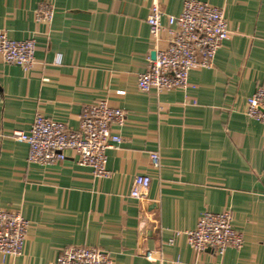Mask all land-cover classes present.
Returning a JSON list of instances; mask_svg holds the SVG:
<instances>
[{
  "label": "crops",
  "instance_id": "1",
  "mask_svg": "<svg viewBox=\"0 0 264 264\" xmlns=\"http://www.w3.org/2000/svg\"><path fill=\"white\" fill-rule=\"evenodd\" d=\"M185 1L159 0L174 16ZM198 1L222 8L233 33L213 67L190 72L192 88L157 93L137 86L154 50L152 0H0V31L36 41L31 72L0 55V208L30 223L23 254H0V264H56L67 247L102 249L114 264H157L146 251L164 264H264V125L244 114L264 85V0ZM100 100L127 113L121 144L107 151V179L72 151L56 164L29 163L28 144L10 136L29 131L37 113L78 130L85 107ZM140 174L152 181L134 198ZM226 209L241 248L195 252L184 235L170 243L204 211Z\"/></svg>",
  "mask_w": 264,
  "mask_h": 264
},
{
  "label": "built area",
  "instance_id": "2",
  "mask_svg": "<svg viewBox=\"0 0 264 264\" xmlns=\"http://www.w3.org/2000/svg\"><path fill=\"white\" fill-rule=\"evenodd\" d=\"M53 14L50 6L41 7V19L51 22ZM165 16L167 25L162 22ZM147 22L156 58L153 60L148 55L146 70L138 77L137 86L143 92L188 91L193 86L189 81L190 72L213 67L217 52L233 33L222 8L198 0H186L178 16L166 15L159 0H152ZM164 34L168 36L166 46L162 45ZM35 51L34 38L17 41L11 39L7 31H0V55L5 63L19 65L26 73L31 72L36 63ZM244 114L264 125V85L248 97ZM126 123L124 109L100 100L85 107L78 130L37 113L29 131L15 130L10 136L28 144L29 163L56 164L64 161L67 152L72 151L77 155L79 165L90 167L96 178L107 179L111 176L107 169V151L121 144L119 129ZM150 159L154 167H160L158 153H151ZM151 181L149 174L137 175L131 195L144 197ZM29 227V221L21 212L0 208V254H23ZM182 235L195 252L211 248L224 255L228 248H241L244 244L242 233L233 226L229 209L221 213L204 211L195 229L176 230L170 243ZM144 256L149 261L164 264L152 251H146ZM56 264H114V261L110 253L99 248L67 247Z\"/></svg>",
  "mask_w": 264,
  "mask_h": 264
},
{
  "label": "water",
  "instance_id": "3",
  "mask_svg": "<svg viewBox=\"0 0 264 264\" xmlns=\"http://www.w3.org/2000/svg\"><path fill=\"white\" fill-rule=\"evenodd\" d=\"M151 58H152L153 60L156 58V53H155V51L152 52V54H151Z\"/></svg>",
  "mask_w": 264,
  "mask_h": 264
}]
</instances>
